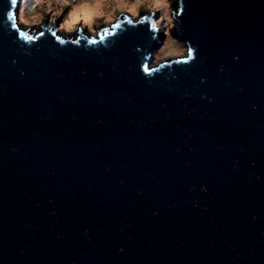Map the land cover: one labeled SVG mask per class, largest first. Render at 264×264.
<instances>
[{"label": "water", "instance_id": "water-1", "mask_svg": "<svg viewBox=\"0 0 264 264\" xmlns=\"http://www.w3.org/2000/svg\"><path fill=\"white\" fill-rule=\"evenodd\" d=\"M173 1L152 67L155 19L23 41L0 0V264H264V0Z\"/></svg>", "mask_w": 264, "mask_h": 264}, {"label": "rangeland", "instance_id": "rangeland-1", "mask_svg": "<svg viewBox=\"0 0 264 264\" xmlns=\"http://www.w3.org/2000/svg\"><path fill=\"white\" fill-rule=\"evenodd\" d=\"M88 0H19L17 24L23 28L48 23L56 26V31L71 35L75 31L88 33L113 20L118 14H129L132 18L155 14L156 21L164 30V40L152 53L151 66H157L176 57H183L186 48L178 42L172 31L173 0H162L154 4L151 0H104L103 9L92 16L78 15L70 20L72 8ZM54 26H47V29Z\"/></svg>", "mask_w": 264, "mask_h": 264}, {"label": "clouds", "instance_id": "clouds-1", "mask_svg": "<svg viewBox=\"0 0 264 264\" xmlns=\"http://www.w3.org/2000/svg\"><path fill=\"white\" fill-rule=\"evenodd\" d=\"M18 4H19V1H18ZM176 9H177V4H175V2H173L172 8H171V10H172V24H173L172 31H173V33H174L173 27H174V22H175L174 21V14H176ZM120 17L132 18L129 14H118L115 17V19L120 18ZM138 17H139L138 19H142L143 17H147V19H156L157 16H155V14H153L151 12L149 15L138 16ZM16 18L18 19V13H17V17ZM17 19H16V23H18ZM47 26H54V25H51V24H48V23H45V24L41 23V25H39V24L35 25L33 28L30 29V28H23L21 25L17 24V28H13V29L17 32V35H19L20 31H25V32L28 33V35H31L32 37L40 35V32H43L44 34H47V35H52V32H55L56 33L55 37L56 38L60 37V39H58V40L61 41L63 44H66V43H68V42H70V41H72V40L84 35V33H81L79 31L78 32L75 31L71 35H67V34L60 33L58 31H56V26H54L52 28H49V29H47ZM22 40L23 41H27L28 39H26L25 37H22ZM149 58L152 61V54L149 56ZM177 58L170 59L167 62L172 61V60H176ZM162 63H166V62H162ZM162 63H160V64H162ZM152 67H154V66H152Z\"/></svg>", "mask_w": 264, "mask_h": 264}, {"label": "bare ground", "instance_id": "bare-ground-1", "mask_svg": "<svg viewBox=\"0 0 264 264\" xmlns=\"http://www.w3.org/2000/svg\"><path fill=\"white\" fill-rule=\"evenodd\" d=\"M123 1V0H122ZM154 4L161 3L162 0H151ZM117 0H114L116 3ZM104 0H88L82 2L77 7L72 8L70 19H68V23L71 20H75L78 15L92 16L97 14L100 10L103 9ZM177 58V57H176ZM175 59V58H173Z\"/></svg>", "mask_w": 264, "mask_h": 264}, {"label": "snow or ice", "instance_id": "snow-or-ice-1", "mask_svg": "<svg viewBox=\"0 0 264 264\" xmlns=\"http://www.w3.org/2000/svg\"><path fill=\"white\" fill-rule=\"evenodd\" d=\"M10 2H11V4H12L13 6H15L16 3H17V0H10ZM7 19L10 20V21H12V25H11V26H12L13 28H17L16 18H15L14 13H12L11 11H9V12L7 13ZM127 19H128L127 17H124V20H127ZM142 19H147V17H143ZM119 26H120V22H117L116 24H113V25H112L113 28H118ZM102 31H103V33H104L105 35H107L108 32H109L108 29H103ZM43 34H44L43 32L40 33V35H43ZM19 35H20L21 37H25V38L28 39V40H32V39H33V37H32L31 35H28V33L25 32V31H20V32H19ZM52 35L55 36L56 33H55V32H52ZM57 39H60V37H57ZM101 39H103V36H101ZM74 42H78V41H74ZM89 42H90V43H95L96 41L91 40V41H89ZM191 55H192V52H191V49H189V52H188V58H191Z\"/></svg>", "mask_w": 264, "mask_h": 264}]
</instances>
